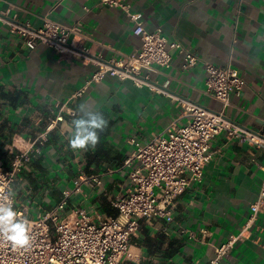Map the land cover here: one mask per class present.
I'll list each match as a JSON object with an SVG mask.
<instances>
[{
  "label": "crops",
  "instance_id": "0c3cea01",
  "mask_svg": "<svg viewBox=\"0 0 264 264\" xmlns=\"http://www.w3.org/2000/svg\"><path fill=\"white\" fill-rule=\"evenodd\" d=\"M125 1L147 30L160 28L168 41L181 42L199 62L183 69L181 56L173 52L169 67L142 70L148 78L140 85L111 75L88 85L68 108L78 116V106L86 103L109 125L95 149L74 152L67 137L76 116L54 118L49 108L57 111L98 62L138 48L133 23L120 8L96 0H0V165L7 168L15 154L24 156L12 186L14 205L25 207L33 219L54 208L69 190L63 216L76 207L95 223L115 214L111 202L126 194L129 168L136 165L123 166L133 150L131 140L143 143L171 123H185V105L221 110V103L204 90L203 62L230 65L244 85L239 95L230 94L223 115L259 142L217 135L200 180L175 198L172 220H139L129 240L130 257L121 264H203L214 246L240 232L219 264H264V215L243 229L264 177V0ZM44 18L78 22L82 37L60 54L41 42L29 49L11 30V25L26 24L37 29ZM90 175H97L100 184L83 180ZM203 229L208 231L204 237Z\"/></svg>",
  "mask_w": 264,
  "mask_h": 264
},
{
  "label": "built area",
  "instance_id": "2783aa9c",
  "mask_svg": "<svg viewBox=\"0 0 264 264\" xmlns=\"http://www.w3.org/2000/svg\"><path fill=\"white\" fill-rule=\"evenodd\" d=\"M99 4L120 8L132 21V33L140 44L130 54L121 53L120 58L98 62L96 69L85 83L70 98L63 102L57 111L49 108L54 118H63L66 113L75 117L74 109H69L70 101L81 95L85 88L100 82L105 75L116 76L120 80L132 78L136 85L148 78L142 70L152 71L156 67L167 68L171 64L172 53L182 58L181 66L189 69L199 62L198 56L177 40L168 41L160 28L149 31L130 13L125 0H96ZM13 32L19 33L29 49L38 42L46 43L62 54L74 38H81L78 22L65 25L49 18L37 29L26 25H11ZM205 71L204 90L221 103V110L215 112L196 105H185L188 120L183 124L171 123L148 141L140 143L131 140L133 150L124 160L123 166L129 168L130 187L126 194L116 196L112 205L116 213L92 222L82 208H73L63 216L70 191L64 190L59 203L51 210L36 218L27 217L25 207L15 210L31 221L32 243L29 247L17 249L0 238V264H121L130 257L129 240L137 231L139 220L160 217L172 220L171 211L175 198L193 181L200 180L204 164L211 159V141L225 132L228 138L239 141L259 142L230 123L223 115L229 104L231 93L239 95L244 81L237 70L230 65L217 66L203 62ZM143 77H142V76ZM24 156L15 154L9 167L0 165V195L12 189L17 174L23 166ZM264 171V166L261 167ZM89 185L100 184L97 175L83 178ZM249 216L243 229L254 224L259 215H264V177L258 187L256 199L249 206ZM202 237L208 234L201 230ZM193 236V233H189ZM242 232L231 235L224 242L214 246L213 256L203 264H219L229 255Z\"/></svg>",
  "mask_w": 264,
  "mask_h": 264
},
{
  "label": "clouds",
  "instance_id": "9594fccd",
  "mask_svg": "<svg viewBox=\"0 0 264 264\" xmlns=\"http://www.w3.org/2000/svg\"><path fill=\"white\" fill-rule=\"evenodd\" d=\"M79 115L73 113L68 128V147L72 151L95 149L100 142V134L109 125V121L99 111H93L88 104L78 106ZM15 190L8 188L0 195V238L17 249L27 248L32 243L31 221L14 208Z\"/></svg>",
  "mask_w": 264,
  "mask_h": 264
}]
</instances>
